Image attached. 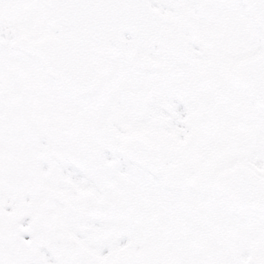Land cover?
Here are the masks:
<instances>
[{
    "label": "snow or ice",
    "instance_id": "obj_1",
    "mask_svg": "<svg viewBox=\"0 0 264 264\" xmlns=\"http://www.w3.org/2000/svg\"><path fill=\"white\" fill-rule=\"evenodd\" d=\"M0 264H264V0H0Z\"/></svg>",
    "mask_w": 264,
    "mask_h": 264
}]
</instances>
